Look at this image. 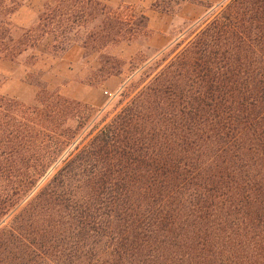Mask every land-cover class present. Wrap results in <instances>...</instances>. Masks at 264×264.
Returning <instances> with one entry per match:
<instances>
[{"label":"trees","instance_id":"obj_1","mask_svg":"<svg viewBox=\"0 0 264 264\" xmlns=\"http://www.w3.org/2000/svg\"><path fill=\"white\" fill-rule=\"evenodd\" d=\"M21 8L0 0V60L37 47ZM44 10L38 27L67 17ZM79 106L0 94V264H264V0H229L70 149L80 131L66 111Z\"/></svg>","mask_w":264,"mask_h":264},{"label":"rangeland","instance_id":"obj_2","mask_svg":"<svg viewBox=\"0 0 264 264\" xmlns=\"http://www.w3.org/2000/svg\"><path fill=\"white\" fill-rule=\"evenodd\" d=\"M18 1L22 8L16 23L25 30L37 28V47L13 61L0 60V94L26 106L37 105L38 96L47 91L79 103L74 112L66 111L68 116H74L68 125L77 126L80 131L70 149L78 143L86 144L109 123L187 43L193 32L229 2L221 0L207 6L193 0L203 4L202 13L188 23L173 24L171 40L153 41L155 34L148 28L146 17L135 8L106 0H45L40 6L37 0ZM183 1L186 0H159L156 7L172 16ZM45 4L64 6L68 21L54 17L38 27L37 18L45 12ZM78 118L80 123H76ZM59 125L60 121L55 120L51 128L58 132ZM57 166L37 177L35 186L2 225L11 223L36 198Z\"/></svg>","mask_w":264,"mask_h":264},{"label":"crops","instance_id":"obj_3","mask_svg":"<svg viewBox=\"0 0 264 264\" xmlns=\"http://www.w3.org/2000/svg\"><path fill=\"white\" fill-rule=\"evenodd\" d=\"M44 1L45 0H41L40 2L37 0V6L38 3L39 6L43 5ZM158 1L159 0H106V2H114L122 6L138 9L139 12L146 17L148 28L155 34L153 41H156L157 38H161L163 41L171 40L173 24L179 22L188 23L202 13L203 4L213 6L221 0H200L203 4L194 3L193 0H186L179 5L177 13L172 16L159 11L157 7H155Z\"/></svg>","mask_w":264,"mask_h":264}]
</instances>
